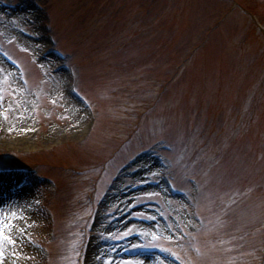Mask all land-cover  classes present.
I'll list each match as a JSON object with an SVG mask.
<instances>
[{"label":"rangeland","instance_id":"rangeland-1","mask_svg":"<svg viewBox=\"0 0 264 264\" xmlns=\"http://www.w3.org/2000/svg\"><path fill=\"white\" fill-rule=\"evenodd\" d=\"M0 167L2 264H264V0H0Z\"/></svg>","mask_w":264,"mask_h":264},{"label":"bare ground","instance_id":"bare-ground-1","mask_svg":"<svg viewBox=\"0 0 264 264\" xmlns=\"http://www.w3.org/2000/svg\"><path fill=\"white\" fill-rule=\"evenodd\" d=\"M11 179L12 176L0 177V222L17 217V213L26 208L31 199V194L19 187L16 188L14 180Z\"/></svg>","mask_w":264,"mask_h":264},{"label":"snow or ice","instance_id":"snow-or-ice-1","mask_svg":"<svg viewBox=\"0 0 264 264\" xmlns=\"http://www.w3.org/2000/svg\"><path fill=\"white\" fill-rule=\"evenodd\" d=\"M9 130H11V129H9ZM20 219L23 220V217H21ZM29 223H31V221H29ZM9 227H15V225H10ZM20 230H23V229H20ZM0 236H3L6 240L11 241L12 243H16V240H14V238L11 235L5 236V232H4L3 227H0ZM0 257H3L2 251H0ZM0 264H2V260H0Z\"/></svg>","mask_w":264,"mask_h":264}]
</instances>
